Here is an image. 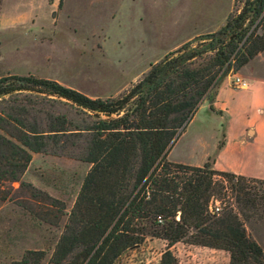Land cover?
Listing matches in <instances>:
<instances>
[{"label": "trees", "instance_id": "1", "mask_svg": "<svg viewBox=\"0 0 264 264\" xmlns=\"http://www.w3.org/2000/svg\"><path fill=\"white\" fill-rule=\"evenodd\" d=\"M207 36L166 53L116 97L93 98L33 74H0V193L5 182L20 180L32 153L58 154L82 142L78 158L90 164L47 264H114L147 235L166 241L159 264H177L171 246L178 241L225 250L228 264H264L245 226L264 212V193L253 185L264 180L215 170L209 161L166 158L204 101L215 110L210 92L264 50V0H246ZM60 104L80 120L56 112ZM215 176L231 184L237 210L208 212ZM43 257L30 250L19 264Z\"/></svg>", "mask_w": 264, "mask_h": 264}, {"label": "rangeland", "instance_id": "2", "mask_svg": "<svg viewBox=\"0 0 264 264\" xmlns=\"http://www.w3.org/2000/svg\"><path fill=\"white\" fill-rule=\"evenodd\" d=\"M245 1L61 0L59 5V0H0V74H33L93 98L116 97L166 53L188 41L193 47L206 42L207 34L223 27L228 15L239 12ZM234 75L251 85L255 79L264 81V50L238 70H230L210 92L222 112L211 110L204 101L175 143L171 158L187 161L203 146L213 150L224 129L226 133L230 125L238 128L235 107L247 103L250 93L233 86ZM54 109L77 121L82 117L69 105ZM82 145L68 146L58 154L32 153L20 180L4 183L0 264H19L30 250L43 251L39 264H47L90 168L78 158ZM215 177L218 191L212 196L225 203L222 211L237 210L236 192L232 186L225 188L222 179L226 177ZM253 185L264 193V184ZM184 246L182 241L171 246L177 264H201L200 253L184 251ZM165 247L164 239L147 235L114 264H159ZM217 264H228V260L220 257Z\"/></svg>", "mask_w": 264, "mask_h": 264}, {"label": "crops", "instance_id": "3", "mask_svg": "<svg viewBox=\"0 0 264 264\" xmlns=\"http://www.w3.org/2000/svg\"><path fill=\"white\" fill-rule=\"evenodd\" d=\"M253 83L251 85V82H249L247 88H242L250 93V100L247 103L246 101L241 102L235 107L239 111L238 128L235 127L234 129L230 125L227 127L226 133L224 129L223 138L216 141L213 150L206 149L203 146L199 154L194 151L187 161L180 158H171L172 150L178 138L168 152L167 160L192 166H202L209 161L211 167L215 170L229 171L238 175L264 180V81L255 79ZM213 105L216 110L222 112V109L217 107L215 99ZM250 109H252V112H248ZM245 226L249 234L260 244L264 251V214L258 220L246 221ZM179 242H176V244ZM183 245H185L184 251L200 253L201 264H217L220 257H224L229 261V254L225 250L184 242ZM180 250V247H178L177 256H179ZM210 255L213 256L208 261L207 258Z\"/></svg>", "mask_w": 264, "mask_h": 264}, {"label": "built area", "instance_id": "4", "mask_svg": "<svg viewBox=\"0 0 264 264\" xmlns=\"http://www.w3.org/2000/svg\"><path fill=\"white\" fill-rule=\"evenodd\" d=\"M232 84L234 87H237V88H247L249 86V82L247 80H245L243 77L241 76H238V75H234L233 77V80H232ZM222 183L225 185V188L227 189V185H229V187H231V184L229 183V181L227 179H222ZM225 206V203L221 200V199H218L214 196H211L210 199H209V202H208V212L210 214H219L224 206ZM176 218L178 219V215H176ZM157 220L158 222H162L163 219L161 216H157Z\"/></svg>", "mask_w": 264, "mask_h": 264}, {"label": "water", "instance_id": "5", "mask_svg": "<svg viewBox=\"0 0 264 264\" xmlns=\"http://www.w3.org/2000/svg\"><path fill=\"white\" fill-rule=\"evenodd\" d=\"M187 122H185L182 127L179 129L178 133L176 134V136L174 137V139L179 135V133L182 131V129L184 128V126L186 125Z\"/></svg>", "mask_w": 264, "mask_h": 264}]
</instances>
